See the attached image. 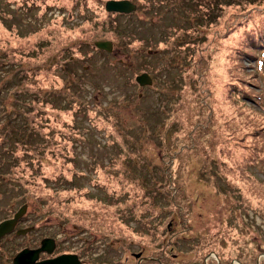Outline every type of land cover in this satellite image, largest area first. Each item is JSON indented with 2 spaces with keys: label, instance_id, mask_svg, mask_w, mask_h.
Listing matches in <instances>:
<instances>
[{
  "label": "rangeland",
  "instance_id": "obj_1",
  "mask_svg": "<svg viewBox=\"0 0 264 264\" xmlns=\"http://www.w3.org/2000/svg\"><path fill=\"white\" fill-rule=\"evenodd\" d=\"M88 1L85 15L78 9L70 17L66 10L42 16L0 0L6 5L0 10V222L26 205L22 225L55 235L70 249L80 241L102 248L110 264H210L222 253L248 258L259 247L264 260V167L249 166L246 211L243 199L241 210H231L234 201L201 178L234 190L244 182L241 158L255 164L252 151L238 147L247 143L242 138L264 141L248 135L259 119L250 115L260 111L253 100L264 92V68L255 70L262 59L237 58L247 51L241 25L251 13L253 19L264 14V0H254L256 7L249 0H152L158 8L151 10H144L145 0H133L135 10L117 16L101 11L102 0ZM57 17L66 29L51 27ZM114 18L116 41L97 28ZM81 28L84 33L64 38ZM96 41H110L112 51L79 62L70 57L67 69L48 70L54 60L65 66L70 48L81 53ZM126 41L134 42L127 47ZM149 42L156 49L148 51ZM143 72L150 85L133 80ZM121 179L138 186L129 194ZM125 195L135 208L113 204ZM126 209L128 220L118 215ZM225 226L238 233L222 231Z\"/></svg>",
  "mask_w": 264,
  "mask_h": 264
},
{
  "label": "trees",
  "instance_id": "obj_2",
  "mask_svg": "<svg viewBox=\"0 0 264 264\" xmlns=\"http://www.w3.org/2000/svg\"><path fill=\"white\" fill-rule=\"evenodd\" d=\"M28 1H30L29 5H27ZM102 1H104V0H102ZM249 2H252V3L248 4L249 7H256L257 6V4L253 3L254 0L253 1L249 0ZM88 3H90L88 0H83V1H81V0H14V4H16L19 9H24L26 11H28L27 9H30V8L37 9L40 12V14H42V16L45 13H47L48 11H50L52 9H55V8H57L59 10L68 11V13L70 14V17H72L73 10H78L79 9L80 10V15L83 16L85 14H84V12H82V9L85 10L86 8H88L89 7ZM144 5H145L143 7L144 10H151V8H154V9L158 8V7L156 8L155 6H153L154 4H153L152 0H145L144 1ZM230 5L231 4H228V9H231ZM5 6L6 5L0 3V10H2V8L4 9ZM244 6H243V8H244ZM100 7H101V11L103 12L104 11L103 6L101 5ZM25 8H27V9H25ZM157 11L158 10H155L154 13H156ZM252 12H253V10H252ZM4 13L7 14L5 11H4ZM105 14H107V13H105ZM112 14H114V16L119 15V14H116V13H111V15ZM251 14H249L246 17V20L241 25V31H243V34L240 35V38H241L242 43H244L246 45L247 51H245V50H244L245 52L244 51H240L241 53L237 54V58H238V60L242 59V61L245 58H249V59H252L254 61H258V60L262 59L261 61L257 62V65H256L257 68H255V70L257 69L258 72H261V70L264 68L263 67V63H264V23L263 22L264 21H263V19H261L264 14L263 13L259 14L258 16L255 17V19L250 17ZM14 17H16L18 19V21L20 20V16L19 15L18 16L14 15ZM257 18H258V20H256ZM0 19H1V17H0ZM87 20H88L87 26L89 28H91V32H95L93 30V28H92V25L94 23V19H92L90 17H87ZM63 21H64V18H58L57 17L56 19H51L50 20V25H51V27H59L61 29H66V28H64L62 26ZM15 24L18 25V26L22 25L21 22L15 23ZM27 24H29V23H27ZM117 26H118V23H117L116 19L114 18V20H112V21L110 20L109 22H106L105 25L103 23H99L97 28L101 27V29H103V27H104L106 29L105 32L107 34L111 35L110 38H112L113 41H116L117 33H119V31L117 29ZM29 27H31L30 24L25 26V28H29ZM73 28H78V27H73ZM5 29L9 31V27H5ZM82 32L84 33V30L82 28H81V30L73 29V30H71V33L66 35L64 38H69V36H72V34L73 35H78L79 33H82ZM117 38H119V37H117ZM47 40L48 41H46V42H49V43H50V41L52 42V40H50V39H47ZM59 40H62V38H58L57 37L55 39V41H57V42H59ZM42 41H40V42H42ZM40 42H39V44H40ZM133 42L134 41H132V42H127L126 41L125 45L127 47H129V46H131L133 44ZM140 45L143 46L142 44H140ZM145 47H146V49L148 51H152V50L156 49V44H152V43L149 42V46L145 45ZM89 48L90 49L88 51L84 50L81 53L79 52L80 50H75V49H71L70 48L69 51H67L68 54H69L67 56V59H63L65 61V64H63V65H65V66L61 67V61L60 60H54L53 62L49 60L52 66L50 65V68L48 67V70H52V69L60 70L62 68H63V70L67 69L68 68L67 65L70 66L69 63H71L70 57L76 58V60H78V62H79L80 60L91 58V56L93 55L92 52L100 51L96 47H93L92 45H89ZM64 50H66V49H64ZM73 50H75V51H73ZM38 52H40L39 54H43L42 50L38 51ZM83 52H85V53H83ZM75 54L76 55L78 54V55L75 56ZM59 56L62 59L64 57V52L59 53ZM244 69H245L244 65L240 66L239 67V73H242V71ZM145 71H148V70H145ZM257 73H256L255 76H250V77L256 79V76L258 75ZM246 76H247V74H246ZM133 80H135V78ZM239 80H240V78L238 79V81ZM78 85H79L78 86L79 88H77V89H80L81 88L80 83ZM39 87L41 88V85ZM73 95L78 96V94L75 93V92H74ZM220 95H222V96L224 95L223 89L220 90ZM71 99H73V98H71ZM243 101L245 102L246 100H243ZM253 102L255 104L259 105L258 107H259L260 111L257 112L255 110L251 109L250 110V115L258 113L257 115H258L259 119H257V118L255 119L253 117H250V118H252V120L255 119V125L256 126L254 127L253 130L251 129L248 132V135L255 136L256 139L258 138V139H261L263 141L264 140V92L261 91V92L257 93L256 100L255 101L253 100ZM72 103H73L72 101H68L67 109H71L70 107L72 106ZM244 106L248 107L247 105H244ZM83 107H84L83 105H80V106L78 105L79 112L82 115L86 114V111H87ZM248 108H250V107H248ZM261 108L263 109V111H261ZM47 120L48 119L45 118V121H47ZM43 124H47V123H43ZM25 127L30 130V131L28 130V132L31 133L32 136H33V133H34V135L36 137L39 136L38 131L33 132L32 128L28 127L27 124L25 125ZM45 127H47V126H44V125L40 126V128H42V129L45 128ZM39 138H44V137H43V135H40ZM245 139H248L247 143H243L242 145H238V147L242 148L244 150L252 151L253 155H250V157H252V159L255 161V164L246 165V163H244V162H247V160L246 159L243 160L244 158H241L240 169H241V177L243 178V181H244L243 183L236 184V188L234 190H232L230 187H228L230 185V183H219L218 179H214V178H212V176H210V177L201 176V178L203 179L204 182H210L211 185L216 187L217 192H219L221 195H223L224 197H227V198H229V199H231V200H233L234 202L237 203V205H236L233 202V204L230 207L231 210H241V205L239 204L240 203L239 201H241V199H243V203H244L243 204V211H246L245 210L246 208L251 207L248 202L245 203L246 192L247 191L251 192V191H249V189H250V185L249 184H250V181L254 178L253 174L249 173V166L255 165L254 167H257V168L264 167V144H263L264 141L263 142L256 141V140H253L252 138L250 139V138H247V137L242 138V141H244ZM238 158H239V156H238ZM168 175H169V173L166 174L165 172H163V173H161V178L165 179V177L167 178ZM121 180H126L127 181V182H125L123 184V186H125V188H128L127 192L129 194H131V192H133V191H131V188H136L138 186V184H134V183L129 184L127 179H121ZM117 186L118 185L115 182L113 187L116 188ZM107 187H108V190H110L109 185H107ZM240 191L243 193L242 197H241ZM260 197L264 201V193H261ZM114 198H116V196H114ZM251 198H253V200H256V201H257V199L261 201V199L259 197H257V196H252L251 195ZM112 201H113V204L115 203V206L118 203H122L123 206L125 204L124 208H126L127 204H131L135 208V204L133 203V201H131L129 199V197L126 196V195L124 197L122 196L121 199H113ZM113 204H111V205H113ZM115 211H116V207H115ZM118 211H119V209H118ZM259 211L257 209H255V212L258 213V214H259ZM130 212H131V210L126 209V213H124L123 211H120V212H118L119 213L118 215H119L120 218L128 220V218H131V215H132V213H130ZM260 215H261V213H260ZM243 224L246 225V223H244V222H243ZM112 228H114V227H112ZM225 229H226V231L228 233H230V232H233V234H237L238 233L236 228H232L230 226L229 227L225 226V228L222 231H224ZM238 236L239 235H237V237ZM261 250L262 249H260V247H259L258 250H256V251L253 250L252 253H248V255H247L248 258L245 255L241 254V253L237 257H233V258L241 260L243 262V264H256V259L258 258L259 255H261L260 254L262 252ZM224 257H225V259H223ZM220 259L224 262V264H228L229 263V261H228L229 257L224 256L223 253H222ZM259 264H264V260H260Z\"/></svg>",
  "mask_w": 264,
  "mask_h": 264
},
{
  "label": "flooded vegetation",
  "instance_id": "obj_3",
  "mask_svg": "<svg viewBox=\"0 0 264 264\" xmlns=\"http://www.w3.org/2000/svg\"><path fill=\"white\" fill-rule=\"evenodd\" d=\"M106 1L108 0L103 1V7ZM128 1L135 4L133 0ZM116 14L121 15L125 13ZM16 210L2 220L11 218ZM24 219V216L19 217L12 230L0 237V259L4 262L7 261V264H13L15 256L23 250L27 255L26 261H23L26 264H110L109 261L107 262L105 258H102V254L104 253L102 248L97 250L91 248V244L80 241L78 246L70 249V245H65L57 236L52 234L39 236L34 227L22 225ZM103 247L105 248V246ZM137 255L136 258L138 260H142L141 262L145 261L144 256L140 253H137ZM209 255L206 253L204 260L205 258L208 259ZM259 256L256 259V264H259L261 260ZM228 261V264H243L241 260L236 258L229 259ZM190 264H197V260ZM204 264H208L206 260ZM210 264H224V262L218 259Z\"/></svg>",
  "mask_w": 264,
  "mask_h": 264
},
{
  "label": "water",
  "instance_id": "obj_4",
  "mask_svg": "<svg viewBox=\"0 0 264 264\" xmlns=\"http://www.w3.org/2000/svg\"><path fill=\"white\" fill-rule=\"evenodd\" d=\"M105 10L108 12H116V13H129L135 10L136 6L129 2L128 0H108L105 2ZM94 46L105 52L112 51V43L110 41H96ZM135 82L139 85H150L151 78L146 72L140 73L139 75L135 76ZM26 210V205H22L17 209V211L13 214V216L9 219L2 220L0 222V237L3 236L5 233L12 230L16 221L19 217H21ZM27 255L26 252L23 250L19 252L14 260L13 264H26L23 261L26 259ZM26 261V260H25Z\"/></svg>",
  "mask_w": 264,
  "mask_h": 264
}]
</instances>
